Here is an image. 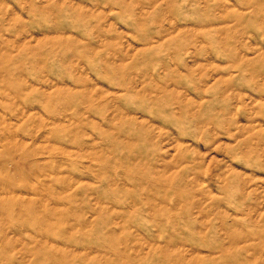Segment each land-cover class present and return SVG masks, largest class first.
Wrapping results in <instances>:
<instances>
[{
	"label": "rangeland",
	"instance_id": "rangeland-1",
	"mask_svg": "<svg viewBox=\"0 0 264 264\" xmlns=\"http://www.w3.org/2000/svg\"><path fill=\"white\" fill-rule=\"evenodd\" d=\"M0 264H264V0H0Z\"/></svg>",
	"mask_w": 264,
	"mask_h": 264
}]
</instances>
